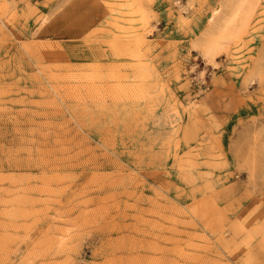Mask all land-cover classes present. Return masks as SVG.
I'll return each mask as SVG.
<instances>
[{
  "label": "rangeland",
  "instance_id": "rangeland-1",
  "mask_svg": "<svg viewBox=\"0 0 264 264\" xmlns=\"http://www.w3.org/2000/svg\"><path fill=\"white\" fill-rule=\"evenodd\" d=\"M0 264H264V0H0Z\"/></svg>",
  "mask_w": 264,
  "mask_h": 264
},
{
  "label": "bare ground",
  "instance_id": "bare-ground-1",
  "mask_svg": "<svg viewBox=\"0 0 264 264\" xmlns=\"http://www.w3.org/2000/svg\"><path fill=\"white\" fill-rule=\"evenodd\" d=\"M250 7H252L253 5H248ZM216 12L212 15H215ZM237 13L234 14V17H236ZM213 17V16H212ZM228 26H230V21L228 19H225L223 20L222 22H220V24L217 25V28H216V32H215V36L213 34H211L208 38L209 41L207 43H205V46H204V54L207 56V57H211L214 53H215V50L217 49L218 45L217 43L215 42V38L216 36H220L223 34V32L228 28Z\"/></svg>",
  "mask_w": 264,
  "mask_h": 264
}]
</instances>
